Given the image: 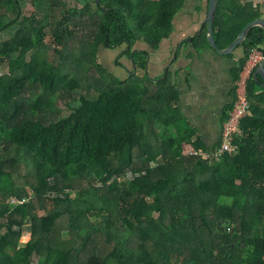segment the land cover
<instances>
[{"label": "trees", "instance_id": "16d2710c", "mask_svg": "<svg viewBox=\"0 0 264 264\" xmlns=\"http://www.w3.org/2000/svg\"><path fill=\"white\" fill-rule=\"evenodd\" d=\"M183 1L0 0V264H264L257 66L234 152L203 160L184 155L200 144L169 78L140 77L139 54L128 80L101 61V48L130 58L135 42L167 39ZM223 6L215 17L226 25L214 30L227 43L262 17L253 4ZM242 45L235 80L251 49L264 54L263 29L250 28ZM42 112L57 119L45 125Z\"/></svg>", "mask_w": 264, "mask_h": 264}, {"label": "crops", "instance_id": "0c3cea01", "mask_svg": "<svg viewBox=\"0 0 264 264\" xmlns=\"http://www.w3.org/2000/svg\"><path fill=\"white\" fill-rule=\"evenodd\" d=\"M222 1L224 9L230 6L233 10H239L253 4L254 0ZM208 2L209 0H184L181 10L172 20L171 34L167 39L155 47L141 41L135 42L132 46L133 55L143 56L141 61L143 69L138 71L140 77H146L152 83L169 78L177 95L175 106L187 125L196 131L195 139L197 144H200L197 151L192 146H185L184 152L185 149H190L194 153H201V157H210L220 145L224 114L226 115L231 107L234 97L236 68L245 57L242 43L226 54H217L209 46L205 24ZM260 11L262 15L260 19H264L263 5H260ZM244 17L243 15L241 19ZM215 24L217 31L223 30L226 25L225 18L219 14L213 23L215 44L220 50H224L239 33L227 43V38L221 35L215 37ZM236 25L234 24L231 33ZM116 59L118 65L115 68L120 75L109 71L121 80H128L129 74L133 71L131 58L123 56L122 63ZM251 71L244 68L242 73L248 79ZM256 81L258 89H264V81L259 73L256 74ZM262 147L259 146L260 150Z\"/></svg>", "mask_w": 264, "mask_h": 264}, {"label": "built area", "instance_id": "2783aa9c", "mask_svg": "<svg viewBox=\"0 0 264 264\" xmlns=\"http://www.w3.org/2000/svg\"><path fill=\"white\" fill-rule=\"evenodd\" d=\"M264 6V0H254L253 7ZM264 59V54L260 49L253 48L250 50L244 68L252 70ZM244 68L242 71H244ZM246 80L242 72L234 83V97L232 100L231 108L228 111L227 119L222 125L220 146L212 154L211 159H220L226 154H232L235 150L233 142L236 137L240 136V123L245 117L249 115V101L246 93ZM193 156H200L201 153H193ZM203 160H208L210 157H201ZM12 203H23L16 199L11 200Z\"/></svg>", "mask_w": 264, "mask_h": 264}, {"label": "rangeland", "instance_id": "374dc122", "mask_svg": "<svg viewBox=\"0 0 264 264\" xmlns=\"http://www.w3.org/2000/svg\"><path fill=\"white\" fill-rule=\"evenodd\" d=\"M144 1H150V0H144ZM25 11V14L27 16H31L33 13H34V8L29 5L28 7H26L24 9ZM47 42L49 44L53 43V39H52V35L49 34L48 37H47ZM126 50V49H125ZM123 51H124V48H120V49H105V48H101L100 50V57H101V61H102V64L105 68L111 70V72H115V75L119 76L120 73L117 71L116 72V68H117V65H116V62H117V59L118 58V61H121L120 63H122L124 60H123V56H121L123 54ZM54 55V54H53ZM55 58L57 60H59V56L58 55H54ZM125 57V56H124ZM123 60V61H122ZM55 61V60H54ZM60 61V60H59ZM116 65V66H115ZM116 67V68H115ZM95 76H98L97 73H94ZM33 90H36V89H31V88H28L27 91L25 92V95L24 97L25 98H30L32 96V92ZM25 119V116L23 115L22 116V121ZM57 119V116L55 115H52V114H47V113H41V116L39 117V120L44 123L45 125H50L53 121H55ZM171 131V130H169ZM3 152L4 153H7L9 147L7 145V143H5L3 145ZM188 149V148H187ZM4 150H7L6 152ZM193 153L190 149L189 150H186L185 149V152H184V155H190V156H193ZM53 208L52 205H49V210H51ZM46 211L44 210H39V214L40 215H43L45 214ZM57 233V232H56ZM31 239V234L30 233H27L23 230V235L21 236L20 238V243L21 244H26L27 242H29V240ZM90 258H88L89 260ZM34 262H36V257L33 258ZM94 262V261H93Z\"/></svg>", "mask_w": 264, "mask_h": 264}, {"label": "water", "instance_id": "95a60500", "mask_svg": "<svg viewBox=\"0 0 264 264\" xmlns=\"http://www.w3.org/2000/svg\"><path fill=\"white\" fill-rule=\"evenodd\" d=\"M100 0H98L99 4ZM218 0H209L208 7H207V13L205 18V24L207 28V41L209 46L217 53V54H226L230 52L235 46L241 44L245 36L248 32V30L252 27L258 26L261 27L264 31V19H256L249 23H247L242 30L239 32L235 40L224 50H220L217 45L215 44L214 37H213V23L215 19V11L217 8ZM132 55L130 58L132 59ZM259 73L264 81V59L258 64L256 72L253 74V79L256 80V74ZM264 87V85H263Z\"/></svg>", "mask_w": 264, "mask_h": 264}]
</instances>
